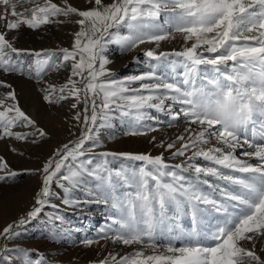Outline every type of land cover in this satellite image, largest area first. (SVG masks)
Returning a JSON list of instances; mask_svg holds the SVG:
<instances>
[{
	"label": "snow or ice",
	"instance_id": "obj_1",
	"mask_svg": "<svg viewBox=\"0 0 264 264\" xmlns=\"http://www.w3.org/2000/svg\"><path fill=\"white\" fill-rule=\"evenodd\" d=\"M66 22L77 30L71 46L58 52L17 48L8 35L22 26L35 31ZM177 34L181 50L143 53L157 62L146 73L117 79L107 68L110 44L122 51L145 43L158 48ZM23 54L33 63L21 60ZM161 62L164 74L156 70ZM61 69L69 70L62 84L44 79ZM0 72L32 79L50 107L72 101L73 127H79V134L69 129L74 138L39 167L23 170L38 175L39 185L30 207L0 230V238L14 241L45 208H59L55 197L64 206H109L111 223L99 238L143 246L124 256L110 252L98 264H264V0H85L83 8L70 0H0ZM0 88L7 89L0 92V140L38 144L50 138L21 108L14 86L0 80ZM150 110L166 112L169 127L181 120L188 125L166 147L155 136L150 141L170 158H183L179 163H168L164 153L96 152L104 145L101 130L117 115L127 118L126 136L158 131ZM117 159L139 165L110 167ZM18 175L0 156V184L12 187ZM0 264L47 261L5 243Z\"/></svg>",
	"mask_w": 264,
	"mask_h": 264
},
{
	"label": "rangeland",
	"instance_id": "obj_2",
	"mask_svg": "<svg viewBox=\"0 0 264 264\" xmlns=\"http://www.w3.org/2000/svg\"><path fill=\"white\" fill-rule=\"evenodd\" d=\"M40 2L43 3V0H40ZM53 2L59 4L60 0H53ZM111 2L112 0H105V3ZM70 3L79 8L85 7V0H70ZM32 6L33 5H24L25 8H30ZM60 19L64 18L60 17ZM73 19L75 18L73 17ZM21 28L18 31H13L8 34L9 36L11 35L9 38L16 37L15 47H22L20 49H31L34 51L49 49L57 52L60 48L71 46L73 32L77 30L76 25L67 22L63 25H45L35 31L28 29L26 26H22ZM120 31L121 34L126 33V29L124 28H121ZM181 39L182 38L178 35L176 39H170V42H161L158 48L155 44L145 43L137 47V51L134 49L132 51H122L118 45L110 44L106 55L111 63L107 65V68L110 69L113 77L117 79H126L131 76L146 73L150 70V63L153 65L157 64L155 61L150 62L148 58L143 55L146 50L155 49L157 52L178 51L183 47V40ZM20 59L26 64H29L33 63L35 58L31 55L23 54ZM156 70L158 74H164L166 71V62H161ZM68 76L69 70L61 69L59 72H48L47 75L44 76V79L50 83L62 84L66 81ZM0 80H6L14 86L21 108L50 134V138L38 144L15 141L14 139L0 140V156L7 161L11 169L20 173L15 179L12 187L0 184V230H2L3 227L17 220L26 212L31 205L32 194L39 185L41 178L38 175L23 170L39 167L40 164L52 154V151L57 146L74 138L69 135V129L79 134V127H73L75 121L71 119L72 113L68 106L72 101L64 103L63 107H50L42 101L41 93L38 91L36 83L32 79L27 78V76L15 73L5 75L0 72ZM132 87L138 88L139 83L132 85ZM25 90H27V93ZM6 91L7 89L0 88V92ZM21 92H24L23 95ZM81 107H83V105H81ZM150 111L158 117V121L151 122L153 125L158 124V131H150L147 136H126L124 133L127 130L125 123L127 118H121L117 115L116 119L112 121V127L101 130L100 138L104 142V145L103 148L97 149L96 152H150L152 155L164 153L168 163H179L183 158H170V153L165 151V148L155 146L150 141L151 138L155 136L157 142L161 140L165 141L166 147V144L172 142L177 135L183 133L188 125L181 120L179 122H172L174 126L169 127L170 121L166 112L158 113L155 112V110ZM15 130L30 131V129L23 128ZM257 135H259V133H257ZM131 143L133 146L130 145ZM13 147H15L18 152H23V155L11 151ZM177 147H179V144H177ZM240 151L241 150H237L238 153ZM109 159L112 160L111 157H109ZM201 163H203V161H201ZM122 164L139 165V162L117 159L111 163L110 167L118 168ZM185 175H191V173L186 172ZM74 196H79L83 199L82 194L79 192L74 193ZM52 203L60 205V207L57 209L51 207L45 208L38 218L18 229L20 232L19 237L11 242L4 241L2 246L8 243L10 246L16 245L20 248L33 250L34 253L38 252L42 254L47 264H98V261L103 259L110 252L119 253L120 256H124L125 254H130L135 250L143 248L142 245L138 244L125 246L122 243H113L111 240L99 238L101 229H107L111 223L108 217L112 209L103 203H90L72 207L62 205L60 200L55 197L52 198ZM56 216L62 217L63 222L55 221ZM57 230H62L61 234L55 239H52L50 233ZM85 238L99 240V242L87 246L83 243ZM160 250L163 251V249ZM144 251L146 255L152 254L150 248H145Z\"/></svg>",
	"mask_w": 264,
	"mask_h": 264
},
{
	"label": "bare ground",
	"instance_id": "obj_3",
	"mask_svg": "<svg viewBox=\"0 0 264 264\" xmlns=\"http://www.w3.org/2000/svg\"><path fill=\"white\" fill-rule=\"evenodd\" d=\"M21 29H23V28H21ZM19 30H20V29H19ZM22 32H23V31H22ZM23 34H24V33H23ZM28 34H29V33H28ZM10 36H11V35H10ZM10 36H9V37H10ZM177 36H178V35H177ZM67 37H68V36H67ZM71 38H72V37H71ZM181 40H182V39H181ZM26 41H27V40H26ZM26 41H25V42H26ZM168 41H169V40H168ZM175 41H176V40H175ZM25 42H24V43H25ZM165 42H166V41H165ZM169 42H170V41H169ZM173 43H174V42H173ZM173 43H172V44H173ZM177 43H178V42H177ZM182 43H183V42H182ZM180 44H181V43H180ZM27 46H28V45H27ZM25 47H26V46H25ZM25 47H24V48H25ZM20 48H22V47H20ZM28 50H29V49H28ZM30 50H31V49H30ZM134 50L137 51V48L134 49ZM139 50H140V49H139ZM134 53H135V52H134ZM135 55H136V54H135ZM24 89H25V88H24ZM28 89H29V88H28ZM28 89H27V90H28ZM30 89H31V87H30ZM33 89H34V88H33ZM27 90H25L26 93H27ZM35 90H36V89H35ZM29 91H31V90H29ZM31 92H32V91H31ZM31 92H28V93H31ZM21 93H22V92H21ZM23 93H24V92H23ZM23 93H22V95H23ZM35 93H36V92H35ZM31 94H33V93H31ZM25 95H26V94H25ZM30 96H31V95H30ZM33 97H34V96H33ZM36 101H37V99H36ZM58 124H59V123H58ZM140 138H142V137H140ZM149 138H150V137H149ZM134 139H135V138H134ZM142 139H145V138H142ZM142 139H141V140H142ZM142 141H144V140H142ZM128 142H129V141H128ZM137 142H138V141H137ZM145 142H146V140H145ZM138 143H140V142H138ZM128 144H129V143H128ZM143 144H144V143H143ZM130 145H132V143H131ZM134 145H135V142H134ZM132 146H133V145H132ZM153 148H154V147H153ZM151 150H152V149H151ZM238 150H241V149H238ZM153 152H154V151H153ZM155 153H156V150H155ZM29 207H30V206H29ZM29 207H28V208H29ZM4 241H5V240H3L2 238H0V246H2V243H3Z\"/></svg>",
	"mask_w": 264,
	"mask_h": 264
}]
</instances>
